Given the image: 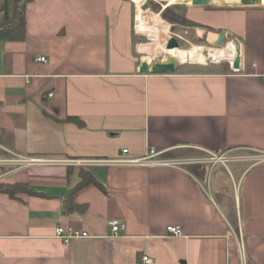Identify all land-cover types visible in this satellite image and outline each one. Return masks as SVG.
<instances>
[{"label": "crops", "instance_id": "0c3cea01", "mask_svg": "<svg viewBox=\"0 0 264 264\" xmlns=\"http://www.w3.org/2000/svg\"><path fill=\"white\" fill-rule=\"evenodd\" d=\"M177 3L219 31L172 32L164 19L166 32L191 29L206 50L232 40L238 69L227 60L178 71L184 61L174 72H140L154 60L142 52L148 41L133 39L142 35L130 0H27L23 35L0 38V183L31 190L0 191V264H141L143 253L157 264H264V160L248 158L264 151V0ZM148 147L192 160L95 161ZM80 168L105 190L80 187L72 198L86 207L68 211ZM110 220L123 224L116 234ZM57 225L90 236L65 244Z\"/></svg>", "mask_w": 264, "mask_h": 264}, {"label": "trees", "instance_id": "16d2710c", "mask_svg": "<svg viewBox=\"0 0 264 264\" xmlns=\"http://www.w3.org/2000/svg\"><path fill=\"white\" fill-rule=\"evenodd\" d=\"M27 0H0V38L5 37H21L24 33V5ZM164 1L157 0H146L145 6L152 10L153 12H159L161 17L169 22L170 30L174 31V29L182 27H204L210 31H219L211 26L203 25L195 21H191L185 16L186 6L183 3H173L162 6ZM134 41L142 42L144 41V36H140L136 38V34L132 32ZM224 67L227 68L228 63L224 62ZM188 63L178 64V71L189 66ZM196 69H211L214 64L208 63L205 65L192 63ZM67 119L74 120L77 123L78 118L75 116H68ZM94 184L97 185L100 189L105 190L104 186L97 181L92 173H90L87 169L80 168L79 170V178L78 181L68 190L66 197V207L68 211L79 210L84 211L86 204L79 203L76 204L73 201V193L79 189L80 187ZM26 191L31 192L30 188L25 184L20 183H0V191L7 193L9 196H15L16 191Z\"/></svg>", "mask_w": 264, "mask_h": 264}, {"label": "built area", "instance_id": "2783aa9c", "mask_svg": "<svg viewBox=\"0 0 264 264\" xmlns=\"http://www.w3.org/2000/svg\"><path fill=\"white\" fill-rule=\"evenodd\" d=\"M134 6H135V0H130ZM142 8L144 7V3L146 0H142ZM136 27V26H135ZM37 60L45 61L46 58L45 56H38ZM232 61V60H231ZM230 61V63H231ZM234 69V68H233ZM123 154L127 153V148H123L122 150ZM163 153V150H156L154 147H148L146 150L145 154L139 155V156H134V157H118L114 159H98L95 160L101 164H114V165H122V164H138V165H165V166H171V167H180L183 165L185 161H190L192 158H183V157H164L161 156ZM228 156L226 155H216L211 153L210 156L208 157L209 160L215 161V160H226ZM248 158L251 160H264V151L261 152H256V154L253 155H248ZM11 160H15L16 162L19 163H24V162H36L37 159L35 158H30L28 160L21 159V158H13ZM1 161H5L4 159H0ZM82 162L86 160H81ZM109 224L111 226V230L113 231L114 234L117 233L119 229L123 227V224L120 223L118 220H110ZM166 231L169 234L172 235H180L181 234V229L178 225H167L166 226ZM54 236L56 238H59L63 243H67L69 239L74 238V237H87L90 236L87 231L80 230L78 228H74L72 226H62V225H57L54 230ZM140 262L141 264H157V261L150 256L147 253H143L140 256Z\"/></svg>", "mask_w": 264, "mask_h": 264}, {"label": "bare ground", "instance_id": "6f19581e", "mask_svg": "<svg viewBox=\"0 0 264 264\" xmlns=\"http://www.w3.org/2000/svg\"><path fill=\"white\" fill-rule=\"evenodd\" d=\"M175 1L177 0H168V3H173ZM142 2V0H135L136 30L150 35L153 41L151 44L155 46V43H158L157 37L159 34L166 31L167 22H163L157 13L143 9L141 5ZM226 44L227 45L224 47H213L209 48L208 50H206V48L201 45L194 44L189 49H180L178 47L169 49L164 48V52L170 53L182 62L187 61V59L204 62L205 58L207 57L206 54L212 56L214 59L226 58L231 61L236 55V46L233 41H228ZM141 48L148 50L149 46L145 45ZM204 51H207V53H204ZM152 52L155 53V48L152 49Z\"/></svg>", "mask_w": 264, "mask_h": 264}, {"label": "rangeland", "instance_id": "374dc122", "mask_svg": "<svg viewBox=\"0 0 264 264\" xmlns=\"http://www.w3.org/2000/svg\"><path fill=\"white\" fill-rule=\"evenodd\" d=\"M181 0H177L176 2H174V3H177V2H180ZM238 1V0H237ZM221 2H223V1H221ZM168 3V1L167 0H165L164 2H163V4H167ZM145 4V3H144ZM171 4V3H170ZM173 4V3H172ZM143 9H147L148 11H151V12H153L152 10H150L149 8H144L143 7ZM154 13H158L159 14V12H154ZM162 20H163V22H165L164 21V19L161 17V15L159 16ZM136 20V19H135ZM165 32L166 31H164L163 33H160L159 34V36L157 37V40H158V43L156 44L155 43V46L153 45V44H151V42H153L152 41V37L150 36V35H148L147 33H142L141 32V35L142 36H144V43L145 42H147L148 41V43H145V44H143V45H141V47L142 46H149V48H148V50H146L145 48L144 49H142V52H145V53H149V55L150 56H152V60H160V59H163L167 54H170V53H166V52H164V48H165V43H166V35H170V36H173V37H175V35L169 30V31H167L166 32V34H165ZM171 32V33H170ZM180 34V37H178L177 38V36H178V34L176 35V39L177 40H179V47L178 48H180V49H189L190 47H192L194 44H196V43H198V42H195V37H194V34H193V30H191V29H188V30H186V32H184L183 30L182 31H178ZM165 34V35H164ZM163 37H164V39H163ZM228 41H232V40H227V41H225V42H223V44H222V46H219V47H224V46H226L227 44V42ZM201 43V42H200ZM197 45H204L203 47H207V46H209L208 44H205L204 42H202V44H197ZM153 48H155V53H153L152 52V49ZM204 53H207V51H205ZM207 55V57L205 58V60H204V62H215V61H227L228 59H226V58H222V59H224V60H222L221 58L220 59H214L212 56H209L208 54H206ZM181 61V60H180ZM182 62V61H181ZM184 62V61H183ZM188 64H192V63H194V62H198V61H194V60H191V59H187V61H186ZM204 62H202V63H204Z\"/></svg>", "mask_w": 264, "mask_h": 264}, {"label": "water", "instance_id": "95a60500", "mask_svg": "<svg viewBox=\"0 0 264 264\" xmlns=\"http://www.w3.org/2000/svg\"><path fill=\"white\" fill-rule=\"evenodd\" d=\"M213 0H190L192 4H209ZM261 0H238L239 4L246 5V4H258ZM216 44L220 45L222 44V34H219V38L216 41ZM173 47H179L178 40L173 37L169 36L166 39L165 48H173ZM239 49L236 48V55L231 61V67L234 69H238L239 67ZM181 61L176 58L175 56L171 54H167L163 59L160 60H154L152 62L142 61L139 65V71L140 72H146L149 70L150 72H156V73H168V72H174L176 69V66Z\"/></svg>", "mask_w": 264, "mask_h": 264}]
</instances>
